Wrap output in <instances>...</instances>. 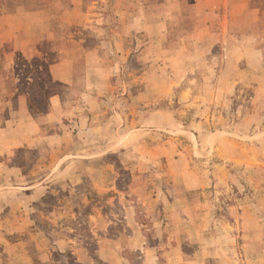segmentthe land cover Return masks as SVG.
Instances as JSON below:
<instances>
[{
	"label": "rangeland",
	"instance_id": "rangeland-1",
	"mask_svg": "<svg viewBox=\"0 0 264 264\" xmlns=\"http://www.w3.org/2000/svg\"><path fill=\"white\" fill-rule=\"evenodd\" d=\"M55 94L0 137V264H264V0H0V125Z\"/></svg>",
	"mask_w": 264,
	"mask_h": 264
},
{
	"label": "crops",
	"instance_id": "crops-1",
	"mask_svg": "<svg viewBox=\"0 0 264 264\" xmlns=\"http://www.w3.org/2000/svg\"><path fill=\"white\" fill-rule=\"evenodd\" d=\"M73 59L65 56L59 59L57 62L51 64L50 70L54 79L59 80L64 83L70 84V86H76L77 75H75L73 71ZM86 77V75L84 76ZM13 101L7 102V107L12 108ZM19 102V112L20 115L15 118L8 117L5 120V123L0 125V137L5 136V134L11 133V129L9 128L10 122L14 120H19L18 126L20 127L21 133H24V138H26V131H30L31 134L33 132L42 131L43 123H51L55 120H58L61 115L66 113H73L72 110H59L61 103V95L55 94L50 98V109L48 112L42 115H35L31 112L29 108V98L25 95H19L15 100ZM14 127V126H13ZM59 136V134L55 135V137ZM54 138V137H53Z\"/></svg>",
	"mask_w": 264,
	"mask_h": 264
},
{
	"label": "trees",
	"instance_id": "trees-1",
	"mask_svg": "<svg viewBox=\"0 0 264 264\" xmlns=\"http://www.w3.org/2000/svg\"><path fill=\"white\" fill-rule=\"evenodd\" d=\"M31 109H32V107H31ZM31 112H32V110H31ZM34 114V113H33Z\"/></svg>",
	"mask_w": 264,
	"mask_h": 264
}]
</instances>
